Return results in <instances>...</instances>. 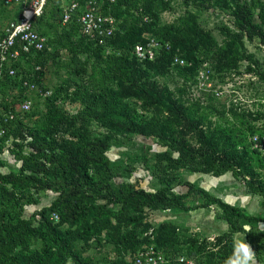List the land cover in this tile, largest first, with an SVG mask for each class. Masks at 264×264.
<instances>
[{"label":"trees","instance_id":"trees-1","mask_svg":"<svg viewBox=\"0 0 264 264\" xmlns=\"http://www.w3.org/2000/svg\"><path fill=\"white\" fill-rule=\"evenodd\" d=\"M185 4L223 14L231 24L223 28L230 39L228 47L210 43V34H203L192 13L178 24L161 25L159 13L170 8L169 0H117L104 6V15L117 21L114 36L104 44L84 37L75 21L67 25L69 31L52 41L72 55L68 74L85 81L56 90L38 122L27 124L30 111L3 123L0 264H102L86 252L108 244L116 253L111 264H134L136 253L150 244L167 258L165 264H180V256L192 258L196 264H224L233 254L238 233L246 236L256 259L264 264V231L260 229L264 216L248 215L179 175L183 170L216 178L231 173L246 194L264 201V179L255 169L263 162L261 154L257 149L251 151L245 134L233 139L232 131L213 128L212 122L207 125V113L197 115L194 111L198 109L187 106L168 83L159 81L169 76L189 81L205 62L221 69L225 59L230 67L235 59L228 54L233 57L235 52L240 59L256 64L254 57L247 55L246 43L258 39L264 48V0H185ZM46 8L33 22L44 36L39 25L45 20ZM149 38L169 44L170 49L161 50L154 61H140L133 49ZM48 45L30 56L26 65H17L18 75L6 77L1 94L7 87L27 92L22 88L24 79L37 82L41 71L35 68L41 66L42 70L50 58ZM175 57L187 64L174 65ZM33 62L35 67L30 70ZM26 99L30 97L21 94L16 102ZM61 99L78 104L80 112L66 111L58 103ZM16 102L4 97L3 107L8 111ZM183 132L192 139L181 135ZM137 136L155 138L163 148L153 155L152 164L147 157L143 162L155 181L153 190L130 180L137 171L135 163L123 171L109 157L115 141ZM6 151L14 157L15 169L4 160ZM177 186L185 192L177 193ZM48 193L56 198L39 207L41 195ZM190 196L205 203L188 206ZM210 204L220 207V218L229 225L216 239L218 250L209 249L206 240L200 243L197 238L181 242L167 223L155 228L154 241L144 236L152 226L147 221L152 212H191ZM30 208L34 209L28 214Z\"/></svg>","mask_w":264,"mask_h":264},{"label":"rangeland","instance_id":"rangeland-1","mask_svg":"<svg viewBox=\"0 0 264 264\" xmlns=\"http://www.w3.org/2000/svg\"><path fill=\"white\" fill-rule=\"evenodd\" d=\"M72 1L74 0L47 1L46 17L39 28L50 40L48 45L50 58L47 59L43 69L37 75L36 89L24 92L18 88L7 87L2 93L7 102H16L17 98H21V94L30 97L32 109L27 124L32 125L38 122L46 111L47 100L55 95L56 90L61 87H74L76 83L84 84V79H78L68 74V67L72 63L70 52L52 42L69 31V27L62 24L60 16L63 9ZM30 3L31 0H21L18 4L6 6L4 0H0V38L4 34L7 24L20 17L22 11ZM169 4L170 8L168 10L159 13V23L161 25L178 24L183 19L188 20L190 18L189 14L192 13L196 16L197 25L203 31V34H210L207 36L210 43L214 42L218 47H228L230 39L223 32V28L227 23L229 26L231 24L222 13L199 11L193 5L187 6L185 0H169ZM246 48L247 55L253 56L257 62L256 64H251L247 59H240L236 52L233 57L228 54L230 59H235L232 66H227L225 59L222 62L221 69H214L210 64L211 69L208 74L207 86L200 81L203 73L202 66L197 71L196 76L189 81H184L183 78L177 76L160 78L159 81L160 83H168L175 96L181 97L187 106L198 109L194 111L198 113L197 115L207 113V125L212 122L213 128L219 127V130L232 131L230 135L233 139L245 134L248 143L251 145V151L257 149L261 154L263 162L260 163V166H263H255V169L264 179V151H260L254 143L255 137L261 143H264V48L258 39L247 42ZM34 67L35 63H30V70H33ZM89 71H91V67H89ZM114 88L117 89V87ZM16 103L19 104L20 102ZM58 103L71 114H77L81 110L78 104L65 102L63 99L59 100ZM211 107L213 109L208 110ZM101 131L103 130L101 129ZM181 135L188 139L193 137L185 132ZM132 138L121 137L119 141H115L109 151V157L113 162L119 163L123 171L127 169L128 164L135 163L137 171L133 172L130 180L140 187L153 190L156 185L155 181H153L151 171L147 170L143 162L147 157L149 164H152L153 155L163 148L155 138L146 139L140 136ZM179 175L185 180L199 184L211 194L222 198L226 203H228L226 199L240 198L245 192L244 186L235 180L231 173L216 178L211 175L192 174L183 170L179 172ZM175 191L184 193L185 188L177 186ZM55 198L56 195L51 193L42 194L39 207L51 204ZM203 203H205L204 199L197 196H190L187 199L188 206L199 207ZM259 206L263 208L262 211H258ZM32 209L34 208H30L27 213L29 214ZM246 210L245 212L250 215ZM257 212H253L254 216H264V201L263 204L259 203L257 205ZM222 215L223 212L220 207L212 204L209 208H200L191 212L169 210L152 212L147 219L152 226L144 232V236L151 237V240L154 241L155 228L167 223L172 229H175L181 242L186 239L197 238L200 243L206 240L207 245L211 246L209 249L218 250V244L214 246L217 237L229 229L227 222L220 218ZM239 235L243 234L238 233L234 235V238ZM148 246H154V244L146 245V247ZM86 256L94 258L102 264H111L110 262L115 259L116 253L114 247L108 244L101 248L88 250ZM128 257L127 260H129Z\"/></svg>","mask_w":264,"mask_h":264},{"label":"built area","instance_id":"built-area-1","mask_svg":"<svg viewBox=\"0 0 264 264\" xmlns=\"http://www.w3.org/2000/svg\"><path fill=\"white\" fill-rule=\"evenodd\" d=\"M47 1L31 0L30 5L22 11L20 17L7 24L3 36L0 38V90L6 77L15 78L18 75L17 65L19 63L22 66L26 65L30 56L43 52L47 48L48 38L33 26L34 20L43 15ZM20 2L21 0H4L6 6ZM116 2L117 0H74L63 9L62 24L67 26L75 21L84 37L104 44L114 36L117 21L112 16L104 15L103 8L107 4ZM145 21H148V18ZM163 49L169 50L170 45L149 38L146 43L137 44L133 49V54L140 61H154ZM186 64L184 59L175 57L174 65L184 66ZM202 68L203 73L200 81L207 86L208 74L211 69L210 63H203ZM35 70L40 71L41 66H36ZM22 88L27 91L34 90L36 83L24 79ZM3 100L4 96L0 92V136L5 134L3 123H9L18 115L28 113L32 109V101L26 99L20 104L11 105L6 111L3 107ZM254 143L260 151H264V143H261L258 138H254ZM53 219L58 221L59 216L54 214ZM177 260L180 264H196L194 259L185 256H180ZM167 261L163 253L154 246L140 249L133 257L134 264H165Z\"/></svg>","mask_w":264,"mask_h":264},{"label":"crops","instance_id":"crops-1","mask_svg":"<svg viewBox=\"0 0 264 264\" xmlns=\"http://www.w3.org/2000/svg\"><path fill=\"white\" fill-rule=\"evenodd\" d=\"M4 160L8 163V166L9 168L11 169H15L17 167V164L14 160V157L8 152L6 151L5 152V155L3 156ZM9 169L6 168L5 171H8ZM227 202L229 204H232V205H238L239 207H242L244 208L247 212H249L250 215H253V212H257V205H259V203H262L263 204V199L259 196H254V195H249V194H246L245 192L240 196V198H231V199H226ZM238 203V204H237ZM257 203V204H256ZM261 206V205H260ZM258 208V211H262L263 208ZM252 209H253V212H252ZM258 213V212H257ZM260 229L262 231H264V223H261L260 224ZM238 237H243L245 238V241L246 243L247 242V238L245 235H239ZM237 238V237H236ZM249 244V243H248ZM250 245V244H249ZM251 247V246H250ZM252 248V247H251ZM253 250V249H252ZM252 264H260L258 262V260L256 259V257H254V261L252 262Z\"/></svg>","mask_w":264,"mask_h":264},{"label":"clouds","instance_id":"clouds-1","mask_svg":"<svg viewBox=\"0 0 264 264\" xmlns=\"http://www.w3.org/2000/svg\"><path fill=\"white\" fill-rule=\"evenodd\" d=\"M255 252L250 245L246 243L245 238H234L233 254L224 262V264H252Z\"/></svg>","mask_w":264,"mask_h":264},{"label":"bare ground","instance_id":"bare-ground-1","mask_svg":"<svg viewBox=\"0 0 264 264\" xmlns=\"http://www.w3.org/2000/svg\"><path fill=\"white\" fill-rule=\"evenodd\" d=\"M28 14H30V13H28Z\"/></svg>","mask_w":264,"mask_h":264}]
</instances>
